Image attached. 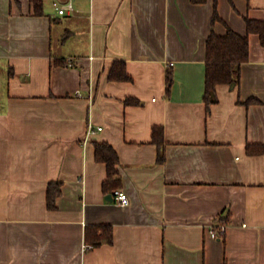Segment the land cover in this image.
<instances>
[{"label": "crops", "instance_id": "1", "mask_svg": "<svg viewBox=\"0 0 264 264\" xmlns=\"http://www.w3.org/2000/svg\"><path fill=\"white\" fill-rule=\"evenodd\" d=\"M56 1L36 16L32 0H0V264H264V154L247 151L264 146L258 35L240 84L219 86L210 111L204 100L208 37L246 36L264 0H72L63 17ZM116 62L130 81L109 79ZM102 143L120 160L110 192ZM102 225L113 242L86 250Z\"/></svg>", "mask_w": 264, "mask_h": 264}, {"label": "trees", "instance_id": "2", "mask_svg": "<svg viewBox=\"0 0 264 264\" xmlns=\"http://www.w3.org/2000/svg\"><path fill=\"white\" fill-rule=\"evenodd\" d=\"M208 0H192L194 4L201 5ZM36 16L44 15V0H32ZM223 22L218 11L217 3L213 16V26ZM247 35L243 36L228 27L225 36L218 35L214 30L207 39V57H206V90L204 100L207 104L208 111L212 105L219 102L217 89L221 85L234 86L236 88L241 81L242 67L250 59V35L256 34L260 37L261 44L264 46V21H257L246 18ZM111 81H130L131 77L126 71V64L116 62L110 72ZM173 84V76L168 75V91ZM139 101L127 99L126 104L135 105ZM243 105L260 104L261 101L251 98L246 102H240ZM154 142L161 149L164 143V132L162 128H155L153 132ZM247 151L250 155L264 154L263 145H248ZM96 159L107 167L108 177L104 182L105 192L118 189L121 186L119 178V156L113 147L107 143L96 145ZM161 159V158H160ZM62 184L53 182L49 184L47 193V205L50 210L56 209L57 198L61 195ZM114 239L113 229L111 226L102 225L99 227H88L86 230V241L93 248L103 243H112Z\"/></svg>", "mask_w": 264, "mask_h": 264}, {"label": "built area", "instance_id": "3", "mask_svg": "<svg viewBox=\"0 0 264 264\" xmlns=\"http://www.w3.org/2000/svg\"><path fill=\"white\" fill-rule=\"evenodd\" d=\"M54 9L56 10L57 14L59 16H69L72 15L75 11V7H74V3L72 0H68L66 2H59L56 1L54 2ZM99 131H102V128H98ZM90 132L93 133L94 129L91 127L90 128ZM116 200L118 201V203L122 206H127L130 203L129 197L128 195L123 192V191H115L114 193ZM226 234V227L225 226H219L218 229L216 228H212L211 229V236L215 239H222ZM93 246L92 245H86L85 249H92Z\"/></svg>", "mask_w": 264, "mask_h": 264}, {"label": "water", "instance_id": "4", "mask_svg": "<svg viewBox=\"0 0 264 264\" xmlns=\"http://www.w3.org/2000/svg\"><path fill=\"white\" fill-rule=\"evenodd\" d=\"M231 88L234 89V86H232ZM107 199H108V200H112V199H113V196H112V195H109V196L107 197Z\"/></svg>", "mask_w": 264, "mask_h": 264}, {"label": "bare ground", "instance_id": "5", "mask_svg": "<svg viewBox=\"0 0 264 264\" xmlns=\"http://www.w3.org/2000/svg\"><path fill=\"white\" fill-rule=\"evenodd\" d=\"M70 62V61H69ZM217 228V225L215 226Z\"/></svg>", "mask_w": 264, "mask_h": 264}]
</instances>
